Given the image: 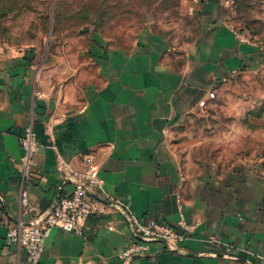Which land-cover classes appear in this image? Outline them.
I'll return each mask as SVG.
<instances>
[{
  "label": "crops",
  "instance_id": "1",
  "mask_svg": "<svg viewBox=\"0 0 264 264\" xmlns=\"http://www.w3.org/2000/svg\"><path fill=\"white\" fill-rule=\"evenodd\" d=\"M190 5L203 32L187 56L163 34H144L131 49L98 39L82 87L41 66L36 53L0 45V264H29L27 250L8 241L7 231L30 225L59 188L71 190L58 156L80 170L84 154L93 155L115 200L186 237L175 250L152 241L145 255L123 259L138 239L118 208L95 200L103 215L84 236L53 228L40 264H264V162L220 166L175 141L187 117L216 98L211 91L264 67V44L240 41L227 1ZM26 128L38 149L32 180L23 184ZM23 186L34 212L21 203Z\"/></svg>",
  "mask_w": 264,
  "mask_h": 264
},
{
  "label": "rangeland",
  "instance_id": "2",
  "mask_svg": "<svg viewBox=\"0 0 264 264\" xmlns=\"http://www.w3.org/2000/svg\"><path fill=\"white\" fill-rule=\"evenodd\" d=\"M225 1L231 7L228 23L238 37L263 45L264 0ZM190 3L0 0V45L36 53L41 66L82 87L93 70L89 54L98 39L106 47L131 49L144 34H163L175 52L187 56L203 32ZM216 93L178 127L175 141L220 166L264 162V67L225 82Z\"/></svg>",
  "mask_w": 264,
  "mask_h": 264
},
{
  "label": "built area",
  "instance_id": "3",
  "mask_svg": "<svg viewBox=\"0 0 264 264\" xmlns=\"http://www.w3.org/2000/svg\"><path fill=\"white\" fill-rule=\"evenodd\" d=\"M240 41L245 39L239 36ZM210 97L215 98V91L210 92ZM24 154L20 161L24 165L23 184L32 180L30 167L32 155L38 149V142L32 128H26L25 134L20 138ZM58 170L62 181L72 185L67 193H60L56 203L42 214L32 219V224L26 227H11L7 231V239L17 245L23 246L28 253L29 264H40L45 249L46 239L53 228L84 236L87 225L103 215L104 207L95 200L112 203L126 217L134 236L138 239L131 243L122 253L123 259H131L143 256L147 253L149 243L160 241L169 250H175L184 241L185 233L177 227L169 225L160 220L143 218L131 210L129 206L120 200H115L105 191L99 176V170L94 163L91 154H84L82 157L83 169H75L71 163L60 155ZM96 198V199H94ZM21 203L28 207L29 212H34L29 204L27 190L24 186L21 190ZM2 216L0 214V223ZM181 224L186 226L181 221ZM109 230H116L114 225H108Z\"/></svg>",
  "mask_w": 264,
  "mask_h": 264
},
{
  "label": "water",
  "instance_id": "4",
  "mask_svg": "<svg viewBox=\"0 0 264 264\" xmlns=\"http://www.w3.org/2000/svg\"><path fill=\"white\" fill-rule=\"evenodd\" d=\"M63 182H64V181H63ZM63 182H62V183H63ZM60 193H61V188H59V189L57 190L56 196H55V198H54V200H53L51 206H53V205L56 203L57 199L59 198ZM31 224H32V222L30 223V225H31Z\"/></svg>",
  "mask_w": 264,
  "mask_h": 264
}]
</instances>
